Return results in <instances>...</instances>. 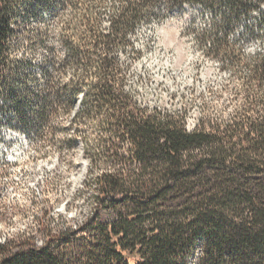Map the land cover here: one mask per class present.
<instances>
[{
	"label": "trees",
	"instance_id": "trees-1",
	"mask_svg": "<svg viewBox=\"0 0 264 264\" xmlns=\"http://www.w3.org/2000/svg\"><path fill=\"white\" fill-rule=\"evenodd\" d=\"M63 1L0 0V94L10 100L19 126L38 133L62 109L63 88L54 82L62 75L61 61H44L37 75L15 69L18 80L9 83L11 64L25 62L9 47L13 37L28 35L16 27L21 16L52 10ZM69 1L75 6L80 0ZM137 1L120 0L122 10L102 29L97 9L105 0H91L90 13L81 20L85 29L62 38L64 62L76 67L73 92L82 94L81 111L95 113L101 129L98 159L91 166L106 168L95 179L96 211L113 216L105 223L85 222L81 232L87 231L92 242L81 248L76 262L264 264V53L255 54L250 66L257 107L252 116L200 122L187 132L183 118L140 109L123 90L125 69L118 51L144 18L138 9L152 4ZM227 4L233 10L249 6L264 25V0ZM33 35L28 49L46 48L47 33ZM125 144L131 146L129 155L121 152ZM69 233H63L64 240ZM5 249L0 246V264H64L49 245L9 256L3 255Z\"/></svg>",
	"mask_w": 264,
	"mask_h": 264
},
{
	"label": "rangeland",
	"instance_id": "rangeland-1",
	"mask_svg": "<svg viewBox=\"0 0 264 264\" xmlns=\"http://www.w3.org/2000/svg\"><path fill=\"white\" fill-rule=\"evenodd\" d=\"M68 1L21 16L16 27L28 35L13 37L9 47L13 57L25 58L11 64L9 83L18 80L15 69L37 75L54 57L62 69L54 82L63 92L62 109L43 133L19 126L10 100L0 94V246L9 256L49 245L64 264H77L81 248L92 242L87 231L81 232L85 222L97 218L105 223L113 216L96 211L95 179L106 168L91 166L98 159L101 129L95 113L81 111L82 94L73 92L76 67L64 62L62 38L85 29L81 20L90 13L91 0L75 6ZM97 10L99 26L108 29L121 2L105 0ZM138 11L144 18L118 51L125 69L123 90L136 106L139 101L179 116L190 127L226 123L236 114L252 116L257 107L250 66L255 54L264 53V25L257 11L249 6L233 10L227 0H152ZM40 31L48 35L46 48L28 49L30 35ZM128 149L125 144L121 152L129 155Z\"/></svg>",
	"mask_w": 264,
	"mask_h": 264
},
{
	"label": "built area",
	"instance_id": "built-area-1",
	"mask_svg": "<svg viewBox=\"0 0 264 264\" xmlns=\"http://www.w3.org/2000/svg\"><path fill=\"white\" fill-rule=\"evenodd\" d=\"M188 2V1H187ZM137 102V101H136ZM137 106L139 107V108H141V109H144V110H146V108H147V106L145 105V104H143V103H137ZM184 128H185V130L187 131V132H191V131H193L195 128H196V125H195V128H188V126H186V125H184Z\"/></svg>",
	"mask_w": 264,
	"mask_h": 264
},
{
	"label": "bare ground",
	"instance_id": "bare-ground-1",
	"mask_svg": "<svg viewBox=\"0 0 264 264\" xmlns=\"http://www.w3.org/2000/svg\"><path fill=\"white\" fill-rule=\"evenodd\" d=\"M192 4V3H190ZM184 7H188L189 5H184ZM128 92V91H127ZM137 103H140L139 101H137ZM148 107V106H147ZM150 111H155V109H153L152 107H148ZM147 110V109H146ZM165 112V111H164ZM194 123V122H193ZM186 126H188V128H195V125H192V127H190L187 123H186Z\"/></svg>",
	"mask_w": 264,
	"mask_h": 264
}]
</instances>
